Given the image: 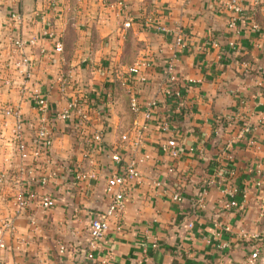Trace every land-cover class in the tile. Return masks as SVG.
<instances>
[{
  "label": "crops",
  "instance_id": "obj_1",
  "mask_svg": "<svg viewBox=\"0 0 264 264\" xmlns=\"http://www.w3.org/2000/svg\"><path fill=\"white\" fill-rule=\"evenodd\" d=\"M25 1L34 9L41 8L44 0ZM117 1L60 0L57 10L47 11L45 21L39 20V25L55 28L63 41L62 52L44 41L49 58L42 57L39 48L28 52L36 61L35 79L51 103L61 105L67 99L58 89L59 77L76 81L84 93L110 91L113 101L105 115L94 112L88 126L53 122L50 153L60 164L56 188L52 183L27 184L33 196L24 210L7 202L15 187L11 181L0 188V211L11 214L17 227L16 236L4 237L9 245L2 252L4 264L98 263L86 251L89 224L108 203L104 185L111 162L106 152L114 146L124 157L139 158L141 177L129 189L122 227L117 229L113 219L109 224L105 247L112 257L107 264H240L254 239L240 237L237 231H255L253 220L264 200V0H241L246 14L238 30L227 26L221 0H124L122 10ZM22 8L23 0L0 4L4 57L10 52V35L36 31L30 16L20 23L8 17V10ZM127 18L130 25L124 26ZM250 19L259 28H252ZM177 24L187 32V45L176 62L182 80L180 103L158 86ZM4 70L0 67V104L20 103L27 121L25 138L30 141L32 107L29 100L8 90L2 81ZM126 78L142 102L158 100V117L170 120L179 144L177 158L171 160L162 149L168 134L154 122L138 131L141 144L134 143L143 120L129 107ZM100 129L105 148L96 149L94 162H89L82 156L79 133ZM251 138L258 147L250 145ZM12 141L10 121L0 126V169H16L31 161L43 164L44 154L36 160L21 157ZM76 162L90 173L85 189L72 179ZM168 165H173L172 172ZM261 178L263 185L256 187L254 180ZM232 186L239 188L235 196L240 205L224 208L222 201ZM48 188L56 203L44 211L38 200ZM173 192L183 199H173ZM200 193L205 203L199 208ZM31 214L38 217L36 228L29 223ZM225 224L229 231L223 230ZM60 243L65 245L63 252Z\"/></svg>",
  "mask_w": 264,
  "mask_h": 264
},
{
  "label": "built area",
  "instance_id": "obj_2",
  "mask_svg": "<svg viewBox=\"0 0 264 264\" xmlns=\"http://www.w3.org/2000/svg\"><path fill=\"white\" fill-rule=\"evenodd\" d=\"M19 1L21 0H0V4ZM260 1L262 0H253L254 3ZM117 2L120 10L126 7L124 0H118ZM59 5L60 0H44L41 8H34L28 13H24L23 10H8V17L17 23L30 16V25L35 26L36 31L39 30V32L10 35V52L5 57L0 49V67L3 66L5 69L2 81L8 90L16 91L21 100H29L34 114V129L30 136V141H28L25 138V130L27 128L25 114L20 103L13 101L0 104V126H6L12 121L13 150L19 156L26 157L30 155L33 160H36L41 154H44L42 165L31 161L28 165H21L16 169H0V188L9 181L15 185L11 195H7V202L9 201V206L19 210L26 209L31 203L33 191L26 188L27 184L34 182L41 185L52 183L55 188L59 184L57 177L60 164L50 153V148L54 142L53 122L59 120L67 123L73 122L76 127L88 126L93 113L96 112L99 117L100 115H105L113 101L110 91L105 94L95 92V95L84 93L82 86L67 77H59L58 83V89L63 95L67 96L64 104L53 105L49 97L41 91L40 85L34 76L36 61L32 59L28 52L39 48L41 56L49 58L51 56L50 51L45 46L44 41L52 43L57 48V51L62 52L63 41L60 33L48 24H38L40 19L42 22L45 21L47 11L57 10ZM221 7L228 13L227 26L238 30V25L244 21L246 14L241 0H221ZM146 19L149 21L151 17L146 14ZM123 25L129 26L130 18L124 20ZM249 25L252 28H259V23L254 19L249 20ZM186 40L187 32L182 25L177 24L176 28L173 29L170 54L165 60L162 77L158 81V86L163 90L164 94L172 96L178 103H180L182 97V80L176 69V62L179 51L187 45ZM123 84L129 92L130 109L135 113H140L142 116V126L136 129L137 134L138 131H142L141 129L146 128L151 122L159 124V130L168 134L161 144L162 149L167 152L171 160L177 158L180 154L179 144L176 141L170 120L164 116L158 117V100L149 98L142 102L135 86L128 78L124 79ZM68 91L71 93H67ZM98 95H101V97H98ZM85 96L90 99H86L87 97ZM121 138L126 140L127 134L123 133ZM79 140L81 142L82 156L89 162H94L93 152L96 149L105 148L101 129L82 131L79 133ZM141 142L142 136L139 132L134 139V143L139 146ZM249 143L251 146L258 147V143L254 138H251ZM106 154L111 162L110 171L105 177L104 185L108 203L90 218L86 249L89 257L93 261H98L97 264H107L112 257V252L105 247L109 224L111 219H113L117 229L122 227L129 189L134 183H138L141 177L139 158L136 156L124 157L118 146L107 147ZM167 170L172 172L173 165H168ZM229 172L233 174L234 168H230ZM89 175V171L81 163L76 162L72 172V179L79 184L81 189L87 187L86 182ZM159 183V181H155V184ZM254 184L256 187L263 185L262 178L254 180ZM228 191L222 201V206L224 208L239 207V200L235 196L239 188L232 186ZM243 195H245V192H243ZM171 197L176 200L183 199L182 194L179 192H173ZM204 200V193L198 194L196 204L199 208L204 206ZM55 203L56 195L53 190L48 188L41 192L38 200V206L41 210H50ZM29 223L36 228L39 225L38 217L35 214H31ZM223 230L229 231L230 226L225 224ZM16 235L17 227L14 223V217L11 214L0 211V264H4L2 258L3 250L9 248L4 237ZM237 235L254 239L253 247L245 254L240 264H256L262 245L260 237H258L256 232H248L244 228H240L237 231ZM155 245L156 241L152 243V246ZM224 245L222 244V246ZM64 250L65 245L60 243L59 252ZM87 253L84 257H88ZM96 254L101 255V258H97ZM78 264H84L83 260H80Z\"/></svg>",
  "mask_w": 264,
  "mask_h": 264
},
{
  "label": "rangeland",
  "instance_id": "obj_3",
  "mask_svg": "<svg viewBox=\"0 0 264 264\" xmlns=\"http://www.w3.org/2000/svg\"><path fill=\"white\" fill-rule=\"evenodd\" d=\"M259 206L261 210L257 211V218L253 220L254 227L256 228H254L255 231L253 232H256L258 234V237H260L261 241L263 242L261 254L257 261V264H264V200L262 204H259ZM260 211H262V214H260Z\"/></svg>",
  "mask_w": 264,
  "mask_h": 264
},
{
  "label": "water",
  "instance_id": "obj_4",
  "mask_svg": "<svg viewBox=\"0 0 264 264\" xmlns=\"http://www.w3.org/2000/svg\"><path fill=\"white\" fill-rule=\"evenodd\" d=\"M23 12L24 13H28V12H30L31 10H32V7H30V6H28L27 4H26V1L25 0H23Z\"/></svg>",
  "mask_w": 264,
  "mask_h": 264
},
{
  "label": "trees",
  "instance_id": "obj_5",
  "mask_svg": "<svg viewBox=\"0 0 264 264\" xmlns=\"http://www.w3.org/2000/svg\"><path fill=\"white\" fill-rule=\"evenodd\" d=\"M84 97V96H83ZM85 97H87V96H85ZM86 99H90L89 97H87ZM260 240H261V238H259ZM261 243L263 244V242L261 241ZM261 250H262V245H261V249H260V254H261ZM260 254H259V256H258V259H259V257H260ZM257 264V263H256Z\"/></svg>",
  "mask_w": 264,
  "mask_h": 264
}]
</instances>
